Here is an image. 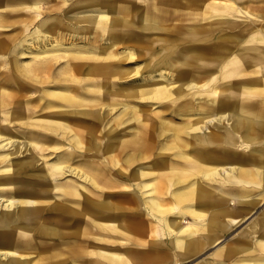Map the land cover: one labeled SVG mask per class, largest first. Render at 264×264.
<instances>
[{
    "label": "bare ground",
    "instance_id": "bare-ground-1",
    "mask_svg": "<svg viewBox=\"0 0 264 264\" xmlns=\"http://www.w3.org/2000/svg\"><path fill=\"white\" fill-rule=\"evenodd\" d=\"M232 1L234 9L238 10L239 4L240 10L248 11L249 18L242 32L220 38L215 56H211L208 49L198 47H186L175 55L166 53L156 61L155 75L146 78L132 73L131 68L114 67L109 74L119 81L123 78L128 80L118 90L111 88L115 87L114 83L102 80L99 70L101 80L80 82L83 76L79 74L91 70L83 69L80 62L70 64L53 77L42 75V86L31 90L35 95L26 100L20 99L22 96L14 97L9 89L0 85V148L12 147L11 152L4 156L0 154V161L20 152L27 153V157L16 164L20 176L4 183L0 181V264H101L103 260H110L113 264L126 263L116 252L102 250L88 254L89 248L82 243L85 234L95 227L98 232L118 233H124L132 226L146 228L145 217L141 220V216L136 215L134 220L125 212L132 209L133 199L117 191L120 188L118 178H125L133 184H138L139 178H148L141 179L143 188L153 194L169 192V207L163 205V197L155 196L149 198L147 205L166 224L172 234L171 249L178 251L179 257H189L207 245H218L224 232L232 225L229 220L234 224L243 220L264 199V0ZM241 3L246 6H241ZM109 13L93 18L99 28L114 29L115 20L108 18ZM36 25L28 35L32 37L28 43H37L35 46L39 49V43L43 45L47 39L40 35L47 32L42 33L40 28L45 27V21ZM1 42L2 39L0 48L5 46ZM106 61L108 65L113 64ZM184 63L213 67L204 73L191 75L190 72L175 70ZM126 71L130 72L124 73ZM91 72L84 77L91 78ZM74 82L80 84L74 86ZM48 84L49 87H59V91L42 90L43 85ZM23 88L18 86L17 90L22 91ZM106 98H109L108 103ZM118 98L155 100H148V106L153 107L152 102H158L156 106L159 108L154 111L149 108L148 111L147 107L140 106L139 112L144 110L145 113L141 129L127 126L133 128V137L123 139L119 144L111 135L103 151H96L100 156H96L93 151L101 147V139H97L93 132L83 130L90 116L97 115L94 118L98 120L106 105L115 108L121 103L120 117L127 115L125 119H135L137 111L130 110ZM211 108L214 111L213 130L199 129L197 122L208 115ZM192 110L200 111L189 119L187 117L191 116L188 115ZM165 112L185 116L177 122L169 119L171 116L166 117ZM68 114H75L77 119L70 118ZM104 129L113 131L111 127ZM51 133L59 136L62 146L64 139L69 140L71 147L67 150L62 148L60 158L47 163L41 160V153L46 148L42 137L52 139ZM89 133L95 136L93 150L84 141V136ZM157 146L159 153L172 151L185 163L177 165L162 160L161 166L154 164L153 169L136 165L135 162L148 161V154L151 151L154 154ZM217 157L224 160L225 167L221 168L224 179L213 185L221 170L217 168L219 164L209 161L213 162ZM41 163L42 172H30ZM69 175H77L94 189L82 183L76 186L68 182L66 186H60L65 199L76 198L78 202L59 207L56 201H49L47 192L55 187L60 177ZM224 182L235 185L228 187L223 185ZM43 185L47 187L42 188ZM6 186L11 187L3 188ZM88 215L94 218L90 228ZM183 215L190 217L189 224L179 223ZM253 232L256 234L251 242L234 238L219 245L215 254L234 258L232 264H264V211L256 214L243 231L247 235ZM137 237L144 240V234ZM79 238L82 240L80 243ZM87 254L98 256L100 261L87 259ZM151 257L150 254H132L127 260L130 264H152L147 262ZM214 259L209 264H227L224 260ZM136 260H145V263Z\"/></svg>",
    "mask_w": 264,
    "mask_h": 264
},
{
    "label": "crops",
    "instance_id": "crops-1",
    "mask_svg": "<svg viewBox=\"0 0 264 264\" xmlns=\"http://www.w3.org/2000/svg\"><path fill=\"white\" fill-rule=\"evenodd\" d=\"M188 1L189 3H187V0H1L0 39H2L1 43L5 46L0 48V54L7 57L3 58L2 63H0V85L5 88L40 85V72L52 70L53 68L50 66L52 63L50 60L41 61L37 58L26 62L22 59V56L33 54L34 49L36 51L34 54H40L42 50L39 49L46 46V48H49L53 42L56 43L55 45H60L62 50L59 52L67 55V61L64 60L61 69H67L70 64L80 62L83 69L106 71L118 66L124 67L125 64L122 60L128 58L129 60H135L133 61L135 63L130 64V68L144 71L146 78L151 74L155 75L153 72L158 67L156 61L166 53L175 55L178 51L186 49V47H198L208 49L211 56L217 55L216 49L219 40H221L220 38L230 37L233 33L242 32L245 24H247L248 11L240 10L239 4H237L238 10L234 9L235 5L232 0ZM237 1V3L242 2ZM241 4L243 7L246 6L243 3ZM249 4L251 5V3ZM107 12H111L108 18L115 20L114 29L110 31L99 28L98 22L95 24L94 21L95 18L98 19ZM22 19L23 21H21ZM40 21H45V27H40L42 33L47 32L40 35V37L47 39L43 45L39 43L38 49L35 46L37 43H28L29 39L32 38L28 35L37 26L36 24H40ZM20 46L23 49H20ZM59 52H56V54ZM11 55L20 56L17 59L18 62H14L10 58ZM106 60L113 64L108 65ZM178 63H175V66ZM91 64L94 66L93 68ZM163 66L165 67V65ZM212 67L198 63H184L175 70L190 72L191 75L204 73V70ZM99 80L101 79L99 78ZM180 99L182 100V98ZM148 100L155 102V100ZM148 100L146 99L147 110L150 104ZM154 104H158V102H152V105ZM213 112V108H211L209 114L197 122L199 129L213 130ZM171 114L178 117V122L181 120L180 117L184 118L185 116ZM210 121L211 123H209ZM209 162L218 164V162L224 163V160L217 157L213 159V162ZM226 186L229 187L230 185ZM232 187L234 186L232 185ZM185 217L190 219L188 215L183 218ZM241 221L234 224L233 221L229 220V224L232 225L221 237V239L225 238V243L233 240L234 237L251 242V238L256 233L254 235L242 234L243 236H238L239 231H237V234L234 233L229 236L230 230ZM149 231L150 226L147 225V240L152 243L154 241L162 243L165 238L170 237L165 230L151 236L148 234ZM240 231H243V229ZM227 235L228 237H226ZM158 237H161L159 241H157ZM165 243L168 244L169 239ZM209 246H213V244L206 247ZM213 248L210 252L212 257L214 255L215 258L224 260L227 264H232L234 258L218 256L214 254L218 247L213 246ZM166 249L167 253L164 251L162 254H173L168 248ZM179 258L186 259L188 257Z\"/></svg>",
    "mask_w": 264,
    "mask_h": 264
},
{
    "label": "rangeland",
    "instance_id": "rangeland-1",
    "mask_svg": "<svg viewBox=\"0 0 264 264\" xmlns=\"http://www.w3.org/2000/svg\"><path fill=\"white\" fill-rule=\"evenodd\" d=\"M55 44L56 43L53 42L51 44L52 46L50 45L49 48L43 47V49H40V50L44 51L43 53L22 56L23 57L22 59H24L26 62H28L34 58H37L41 61H49L50 60V62L52 63L50 66L53 69L48 71V72L42 71V72H40V75L41 76L44 75L45 77H48V76L53 77V76L60 73V69H61L60 67L63 65L64 60L67 61V55H63L61 52H59L60 50H62V49H60V45L59 44L55 45ZM49 50H51V51H49ZM56 52H59V53L56 54ZM6 57L7 56L0 54V63L3 60V58H6ZM19 57L20 56H15V55L10 56V58L12 60H14V62H16V61L18 62L17 59ZM52 59H54V60H52ZM133 61H135V60H129L128 58H127V60H122V62H124V64H125L124 68H130V64L135 63ZM140 62L141 61L139 60V63ZM91 71H94V72H91ZM88 72H91V78L86 79V77H84V75L88 74ZM101 72H102V80L106 81L108 84H110L111 82L114 83L115 87H111V88H113L115 90H118L120 87H124L125 85L123 83L126 84V82L128 81L125 78H123L122 81H119V79L114 78L113 75L109 74L110 73L109 70L101 71ZM127 72H130V71H126L124 73H127ZM81 73L79 74V76H81V77L83 76L80 79L81 80L80 82H82V83L90 82V81L95 82L96 80H99V78H100L99 71H96V70H92V69L90 71L85 70V71H82ZM132 73L137 74L140 77L142 76L141 78L145 77L144 71L135 72V70H133ZM92 75H94V76H92ZM56 79L59 80L58 82L61 81L60 78H56ZM38 81H39V79H38ZM46 81H48V80H46ZM39 82H41V81H39ZM80 82H74L73 85L76 86V85L80 84ZM49 85L50 84L43 85L42 90H46V89L50 88L49 91L50 90L59 91V89H60L59 87L58 88L52 87V86L49 87ZM41 86H42L41 84L40 85L37 84L36 86L25 87V88H23L22 91H18L17 90L18 87H16V86L15 87L10 86L8 88L6 87L5 89H9V91H11L13 93L14 97L22 96V97H20V99L26 100V99H29L31 96L35 95L34 91H31V90L36 89L37 87L40 88ZM28 90H30V91H28ZM108 99L109 98H106V102ZM118 99L121 100V102L126 103L130 110L137 111L135 113V119L130 120V117H127L125 119V117L127 115L120 117L119 114H120V112H122V109H123V105H121V103L115 108H111V106L106 105L104 107V109L102 108L103 112L100 115V117L98 118V120H96V118H94L97 115H95L94 117L92 116V118H90L91 117L90 116L88 118V122H87L88 125L86 127H84L83 130L85 132H90V133L93 132V134L97 137V139L98 138L101 139V142H100L101 147H99L97 150L95 149V145H94V143H95L94 137L95 136L93 137V134L89 133V135L87 137L84 136V138H85L84 141H85V144L88 145L91 150L95 149V151H93L95 153H96V151L98 152L99 149L103 151V147L107 146L108 139H110L111 135L116 137L117 142H118L117 144L122 143L123 139L128 140L129 138L133 137L134 131H131L133 128L129 129L127 126L131 125L135 129L138 128V130H139V129H141L142 124L144 123V120L142 121V118L144 119L145 113H144V110L139 112V107L144 106V108H146V100H141L138 98H131V99L130 98H118ZM156 105H158V104H154V105H152L153 107L150 106L149 108H151L152 111L157 110L159 107ZM154 106H156V107H154ZM26 108L27 107H25V109ZM106 111L108 113H106ZM167 112H165L166 117L171 116L169 119H172V120L174 119L175 121L178 122V117L176 115L171 114V113H167ZM193 112H195V113H193ZM190 113L191 114H189L188 116H190V115L191 116L187 117L189 119H191L193 116L195 117V115L196 116L198 115V111L192 110ZM68 116L70 118L73 117L74 119H77L75 114H68ZM123 119H125V120L122 121ZM154 120H156V122H160L159 119L158 120L153 119V121ZM181 120H182V118H181ZM140 122H141V124H140ZM105 127L106 128L111 127V128H113V131L112 132L107 131L104 129ZM50 135H51L52 139L42 137L43 141L46 143V148H45V151L41 153V156H42L41 160H45L47 163L52 162V161L56 160L57 158H60L61 153L63 152V151H61L62 148L63 149H66V148L69 149L71 147V143L69 140L64 139L63 140L64 146H62V143H60V141L58 140L59 136L57 134L51 133ZM168 139L170 141V138L167 137V141H168ZM175 150H177V149H175ZM11 151H12V147H9V146H6L4 148H0L1 156H4L6 153L11 152ZM158 151H160L159 146L156 147L154 154L152 151L148 154V161L146 159L144 162H142V161L135 162V163H137L136 165H138V164L139 165H145L146 168L153 169L155 167V165H159V167H160L162 160L168 161L170 163L173 162L177 165H183L185 163L184 159L182 157H180V159H179L178 155L176 153H172V151H167V152L165 151L163 153H159ZM95 155L100 156L97 153ZM104 155L106 157L108 156V154H105V153H104ZM96 156H94V157L97 158ZM26 157H27V153L20 152L19 154L11 156L10 159H2V161H0V181L4 183L8 180L10 181V178H15L17 176H20V174L17 173L18 170H17L16 164L18 162L24 160ZM86 157L91 158V156H86ZM159 158H160L159 162H156V163L152 162L155 159H159ZM121 163L124 165L123 162H121ZM146 163H148V164H146ZM72 164L74 165L75 163L73 162ZM218 164L219 165L217 166V168H220L219 170H221L222 167H225L224 166L225 164H223V162H221V163L218 162ZM41 166H42V163L39 165H36L35 168H33V170H31L30 172L38 173L42 169ZM223 174L224 173L222 172V170L219 171V173L217 175L218 177L216 179H214L212 182L213 185H218V183H220V181L224 179ZM153 176H154V174L151 175L150 177H153ZM118 179L120 180V183H119L120 188L117 191H119L122 194H128V196H131L133 199V203H134V204L133 203L130 204L132 206V209L125 210V212L131 214V216L134 218V220L136 218V215L141 216V220L145 217L147 225L150 226V231L148 233L150 236L152 234L156 235V234L162 233L163 230H165L167 233H169L168 228H167L166 224L164 223V221L162 219H159L152 212V210H150V208H148V205H147L149 198L152 196H155L156 198H159V199L163 197V199H164L163 205L165 207H169L171 205V202H170L171 195L169 194V192L165 193V194L164 193L163 194L162 193L157 194L158 192H155L153 194V192H151L150 190H148V189L146 190L145 187L144 188L142 187L141 179H142V181H144V180H148V178H139L138 184H133L130 180L127 181V179H125V178H118ZM68 182H70L76 186H80L82 183L83 185H86L87 188H90V189L93 188L94 189V187H92V185H90L89 182L84 181L82 178H79L77 175L76 176L75 175H71V176L69 175V176L62 177V178L60 177L56 181L55 187H53V189H51V190H49V192H47V193H49V197H50L49 201L50 202L56 201L58 203L59 207L64 206L65 204H67V206H70V204H72L74 201H75L74 202L75 204L78 202V199H76V198H71V199L67 200V199H65V196L62 195L61 187L66 186ZM98 183L101 184V181L99 180ZM223 185H230V186L233 185L234 186V184L229 183V182H226V183L224 182ZM7 187H11V186H6L3 188L8 189ZM45 187H47V186L46 185L42 186V188H45ZM48 187H50V185ZM47 193L43 192V194H45V195ZM69 202H71V203H69ZM122 205L127 206L126 203H122ZM172 211L173 210H171V212ZM261 211H264V200H262L258 205L254 206L253 210L244 218V220L241 221L236 226H234L232 228V230H230L231 232H230L229 236L236 233L237 231H239L238 236L239 235L243 236L242 234H245V233H243V231H244V229H246L248 222L253 217H255L256 214L260 213ZM184 216L185 215H183L181 217V219L179 220V223L181 225H184V224L187 225L190 222V220L187 219V217L183 218ZM88 217L90 218V221H91L90 222L91 225L89 226V228H90L93 226L92 223H94V218L90 217L89 215H88ZM86 219H87V217H86ZM84 222H86V221H84ZM146 228H147V226H146ZM146 228H144L142 226H138V227L132 226V227H129V230L126 228L124 233H118V232H107V231L98 232L97 227H95L94 229H91V230L88 229L89 231L87 230L88 232H87V234H85V236L83 238L84 242L81 240V238H79L78 240H80L79 243L82 241V243H84L86 245V247L89 248L90 253H88V254H96L97 251L99 252L102 250L109 251L112 253H115V252L119 253L118 255L121 257V260L126 261V263H123V264H130L129 261L127 260V257L129 255H132V254H150L152 256L151 257L152 259H150L151 261H147V262H150L152 264H173V263L179 264L180 262H181L180 264H208L210 262H213L211 260L214 257V255L212 257L210 252L214 249L213 248L214 245L203 248L202 251L200 250L199 253L197 252V254L195 253V255H193L191 257H188L186 259H182V258L178 257L179 255L177 256V254H179L178 251L171 249L170 237H172V234L169 233L168 236H170V237L165 238L162 241V243H157L155 241L152 243L149 240H147L148 236H146L147 235ZM242 229H243V231H240ZM130 230H131V232H130ZM132 232H133V234H132ZM138 234H141V235L144 234V240L141 241V238L137 237ZM254 234H255V232H253L252 234L250 233V235H254ZM160 236H164V235H160ZM226 237H228V235ZM160 239H161V237H158L157 241H159ZM167 239H169V243L164 244V242L167 241ZM236 239H239V238H236ZM225 241H226L225 238H222V241H220V243L216 246L218 247L219 245L225 243ZM154 245L157 246L158 248H155ZM166 248H168V250L170 252H172L173 254H162L164 251L167 253ZM92 250H95L96 252L93 253ZM127 250L132 251V253L128 252ZM88 254L85 256L87 259H94V260L100 261L98 256L96 257L95 255H88ZM214 254H215V252H214ZM240 254H243V253H240ZM136 261L141 262L140 260H136ZM142 262L145 263V260H143ZM101 264H113V263L110 260H103ZM212 264H216V263L214 262Z\"/></svg>",
    "mask_w": 264,
    "mask_h": 264
}]
</instances>
